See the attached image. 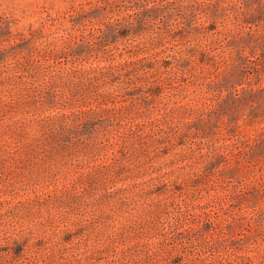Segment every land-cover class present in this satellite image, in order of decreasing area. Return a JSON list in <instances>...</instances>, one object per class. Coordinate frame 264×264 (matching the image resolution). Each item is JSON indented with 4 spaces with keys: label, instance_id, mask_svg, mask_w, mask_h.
<instances>
[{
    "label": "rangeland",
    "instance_id": "1",
    "mask_svg": "<svg viewBox=\"0 0 264 264\" xmlns=\"http://www.w3.org/2000/svg\"><path fill=\"white\" fill-rule=\"evenodd\" d=\"M0 264H264V0H0Z\"/></svg>",
    "mask_w": 264,
    "mask_h": 264
}]
</instances>
